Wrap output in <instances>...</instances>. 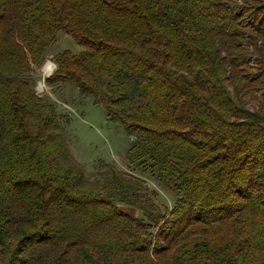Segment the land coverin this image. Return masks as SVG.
<instances>
[{
    "label": "trees",
    "instance_id": "1",
    "mask_svg": "<svg viewBox=\"0 0 264 264\" xmlns=\"http://www.w3.org/2000/svg\"><path fill=\"white\" fill-rule=\"evenodd\" d=\"M60 35L46 83L127 131L128 171L87 175L35 91ZM0 264H264V0H0Z\"/></svg>",
    "mask_w": 264,
    "mask_h": 264
},
{
    "label": "rangeland",
    "instance_id": "2",
    "mask_svg": "<svg viewBox=\"0 0 264 264\" xmlns=\"http://www.w3.org/2000/svg\"><path fill=\"white\" fill-rule=\"evenodd\" d=\"M64 50L75 54L81 52L80 46L72 38L60 35L43 65L36 69L33 75L36 79L34 84L36 93L56 103L58 109L69 116L66 132L70 150L87 175L103 168L104 163H111L121 170L128 171L126 153L132 142L127 131L120 124L108 121L104 108L96 104L93 98L80 99L77 89L73 86L52 89L47 85V78L56 70L54 57ZM47 61L53 62L55 69L46 76L43 73V66ZM146 181L151 187L155 186L149 179Z\"/></svg>",
    "mask_w": 264,
    "mask_h": 264
},
{
    "label": "bare ground",
    "instance_id": "3",
    "mask_svg": "<svg viewBox=\"0 0 264 264\" xmlns=\"http://www.w3.org/2000/svg\"><path fill=\"white\" fill-rule=\"evenodd\" d=\"M55 69V64L51 61H47L43 66V73L47 76L53 73ZM43 85V84H42ZM39 91V90H38Z\"/></svg>",
    "mask_w": 264,
    "mask_h": 264
}]
</instances>
